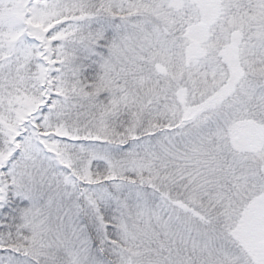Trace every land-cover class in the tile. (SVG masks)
<instances>
[{"label": "snow or ice", "instance_id": "6c2138e0", "mask_svg": "<svg viewBox=\"0 0 264 264\" xmlns=\"http://www.w3.org/2000/svg\"><path fill=\"white\" fill-rule=\"evenodd\" d=\"M0 264H264V0H0Z\"/></svg>", "mask_w": 264, "mask_h": 264}]
</instances>
